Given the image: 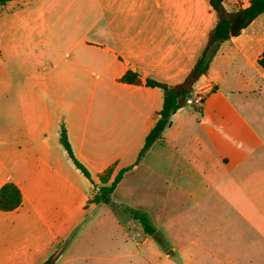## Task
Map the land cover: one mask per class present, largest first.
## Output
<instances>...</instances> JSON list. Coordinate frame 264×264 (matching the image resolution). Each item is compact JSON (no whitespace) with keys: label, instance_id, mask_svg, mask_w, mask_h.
Segmentation results:
<instances>
[{"label":"crops","instance_id":"obj_1","mask_svg":"<svg viewBox=\"0 0 264 264\" xmlns=\"http://www.w3.org/2000/svg\"><path fill=\"white\" fill-rule=\"evenodd\" d=\"M249 1L225 4L233 11ZM216 24L209 0H13L0 5V189L14 183L22 193L18 209L0 210V264H39L70 237L67 247L93 246L106 217L121 225L119 211L140 230L121 209L131 207L124 200L112 199L106 205L111 211L97 214L101 206L92 199L98 185L61 144L63 124L74 155L93 180L109 167L114 170L110 181L133 167L114 195L131 200L127 182L139 170L145 177L161 173L165 180L174 176L162 172L176 171L181 174L177 182L191 173L193 187L222 193L212 200L230 214L263 221L264 69L258 61L264 52V13L221 44L207 75L195 85L194 91H208L203 104L178 110L162 139L138 162L164 98L162 89L146 81L182 83ZM58 26L79 32L58 43ZM58 45H69L77 56L63 59ZM128 71L142 84L122 82ZM74 73L96 77L97 91L105 92L98 101L103 116L92 118L86 102L72 99ZM109 107L115 112L111 120ZM188 127L192 130L185 131ZM169 138L176 140V154L167 150Z\"/></svg>","mask_w":264,"mask_h":264},{"label":"rangeland","instance_id":"obj_2","mask_svg":"<svg viewBox=\"0 0 264 264\" xmlns=\"http://www.w3.org/2000/svg\"><path fill=\"white\" fill-rule=\"evenodd\" d=\"M56 31L59 43L73 38L79 29L58 26ZM70 50L69 45H58L56 53L63 59L71 60L78 53ZM71 85L72 99L86 102L92 118H97L98 113L104 115L103 110L98 108V101L105 99V92L97 91L100 83L96 77L74 73ZM114 115V110L109 107V119H113ZM188 130L192 128H185V131ZM177 148L176 140L171 142L169 138L167 150L176 154ZM172 157L176 159L175 155ZM140 171L127 182L132 192L131 200L124 199L120 193L113 194L112 199L116 203L124 200L131 206L129 208L145 214L155 233L144 234L138 220L136 225L140 230L132 229L128 224L129 216L125 218L119 211L117 220L120 226L106 217L99 226L100 235L93 246L67 247L57 264H220L216 259L225 264H264V219L245 220L230 214L223 203L212 200L222 196V193L214 187H193L191 173L184 182H177L176 176L181 174H176V171L162 172L174 176L170 180L162 178L161 173L145 177ZM94 181L98 187L101 186L98 177ZM126 208L128 206L121 209L127 212ZM110 209L103 205L96 212L102 215ZM120 227H124L128 235ZM143 238H147L146 242L139 244ZM124 239L128 242L125 243Z\"/></svg>","mask_w":264,"mask_h":264},{"label":"trees","instance_id":"obj_3","mask_svg":"<svg viewBox=\"0 0 264 264\" xmlns=\"http://www.w3.org/2000/svg\"><path fill=\"white\" fill-rule=\"evenodd\" d=\"M13 0H0V5H4ZM211 7L216 12L217 24L209 33L207 44L194 65L191 72L182 83L177 85H168L153 80H147L146 85L149 87H158L164 93L163 106L158 112L157 121L145 139L139 160L148 152L155 142L162 139L164 131L171 125L172 116L180 109L187 106V97L194 91L195 85L201 77L206 76L213 58L217 54L221 44L233 37L239 36L259 15L264 13V0H250L247 7H239L237 10L230 11L227 9L225 0H209ZM259 65L264 69V52L259 58ZM122 82L141 85L142 80L138 74L128 71L122 78ZM60 142L74 162L75 166L82 174L93 184L89 170L74 155L71 143L68 138V132L63 124L60 133ZM133 167L121 170L110 183L113 175V167H109L104 173L98 176L101 186L98 187L97 194L93 197L92 203L97 206L112 204V196L123 180L124 175L131 171ZM22 205L21 190L14 183H6L0 189V210L11 212L18 209ZM126 210L132 217L139 221L146 234H154L155 229L151 225L145 214L134 211L131 208Z\"/></svg>","mask_w":264,"mask_h":264},{"label":"water","instance_id":"obj_4","mask_svg":"<svg viewBox=\"0 0 264 264\" xmlns=\"http://www.w3.org/2000/svg\"><path fill=\"white\" fill-rule=\"evenodd\" d=\"M70 241H71V237L62 245L57 247L54 251H52V253H50L48 257L45 258L40 264H57L62 256V253L64 252V250H66L67 245L69 244Z\"/></svg>","mask_w":264,"mask_h":264},{"label":"built area","instance_id":"obj_5","mask_svg":"<svg viewBox=\"0 0 264 264\" xmlns=\"http://www.w3.org/2000/svg\"><path fill=\"white\" fill-rule=\"evenodd\" d=\"M207 94H208V91H206V90L193 91L187 97L186 103H187V105L194 106V107L202 105Z\"/></svg>","mask_w":264,"mask_h":264}]
</instances>
